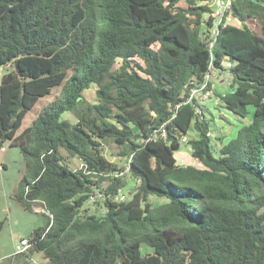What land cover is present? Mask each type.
Masks as SVG:
<instances>
[{
    "label": "trees",
    "instance_id": "obj_1",
    "mask_svg": "<svg viewBox=\"0 0 264 264\" xmlns=\"http://www.w3.org/2000/svg\"><path fill=\"white\" fill-rule=\"evenodd\" d=\"M181 1L0 0V66H12L0 84V148L8 140L24 156L18 202L52 214L27 251L0 264H34L36 253L43 264H264V0H234L215 36L213 0ZM211 61L231 63L232 90L216 94L249 120L218 148L212 119L188 101ZM108 140L140 179L127 200L115 175L126 165L107 157ZM183 144L201 165L178 162ZM97 190L105 211L89 213Z\"/></svg>",
    "mask_w": 264,
    "mask_h": 264
},
{
    "label": "rangeland",
    "instance_id": "obj_2",
    "mask_svg": "<svg viewBox=\"0 0 264 264\" xmlns=\"http://www.w3.org/2000/svg\"><path fill=\"white\" fill-rule=\"evenodd\" d=\"M183 4L184 1L182 0ZM209 5L212 7V1H210ZM208 17V14L205 15ZM231 63L224 62V68H217L212 74L209 76V82L211 84V90H203L201 92H197L195 94V100L199 104V110L202 111L205 109V114L207 118H211V126H212V137L213 142L216 144L218 148L222 143L228 142L232 137L237 134L238 129L245 123H247L248 119L240 120L234 114L228 112L221 104L219 97L216 94V91L220 92H228L232 90V74L226 68L230 66ZM12 69V66H0V84L2 80L3 74ZM96 85L93 84L90 88L85 91V98L88 102H95L97 99L96 95ZM62 90V86H57L53 88V92L41 98L35 106L28 111L25 116V119L18 131L20 133L24 128L29 126L31 122L38 116L42 108L50 101H53L55 98L60 96ZM250 109L253 111L254 107L250 106ZM64 118H69L72 121L77 120V116L74 112H65L63 114ZM197 131L192 129L189 132L188 137H197ZM220 137L222 139L220 140ZM106 146V155L107 157L119 163V165H129V160L126 157H123L119 154L120 147L115 144L113 141H105ZM4 147L7 149L6 155V163L7 166L4 170H0V255L11 250V239L16 242L19 241L20 238L28 236L30 233H27V229L29 226L34 225V223H42V225L46 222L44 221V214L47 213V208L42 202H37L35 204L34 211L26 210L21 203L15 198V194L18 191V182L21 174L25 170V159L18 147H9V141H5ZM191 148L188 144H183L182 147L176 151V157L178 162L183 163H193L197 165H201V163L195 161L191 156ZM73 167H80L81 160L78 158H74L72 160ZM117 173V172H116ZM115 173V175H116ZM124 176L126 177L128 184L123 189V193L126 195L127 199L132 197L134 189L139 185L140 181H136L131 173L127 171ZM106 185L107 182L104 181L102 183ZM15 190V191H14ZM14 191V192H13ZM98 191L95 193L97 194ZM94 199V200H93ZM153 202L160 203L163 202V198L152 197ZM103 199L94 196L89 199V202L85 205V208H88L89 213L99 212L103 213L105 210L103 206H100ZM37 211H42L39 213ZM261 212L264 213V208L261 209ZM28 218L30 221H28ZM15 232H18V236L15 235ZM141 250L143 254L147 252H152L153 248L143 244L141 246ZM34 264H43L45 263V259L42 257L40 253H36L33 256Z\"/></svg>",
    "mask_w": 264,
    "mask_h": 264
},
{
    "label": "built area",
    "instance_id": "obj_3",
    "mask_svg": "<svg viewBox=\"0 0 264 264\" xmlns=\"http://www.w3.org/2000/svg\"><path fill=\"white\" fill-rule=\"evenodd\" d=\"M233 1L234 0H213L212 1V4H213L212 5V9H213L212 10V16L215 17V22H216V27L211 28V32H212V34L214 36L217 33L218 25L220 24V22H222L225 13L227 11H229L230 8L232 7ZM231 18H232V15L229 14L228 17H227V21H230ZM224 24H226V21H225ZM213 44H214V40H211L210 43H209V46L212 47ZM216 69H217V67L211 61L210 69H209V71L207 72V74L205 76V81L202 82L201 84L192 86V88L190 90L191 93H190V96L188 98V101H192L193 102L195 100V94L197 92H201L203 90H211V89L207 88V85H208V82H209V76ZM198 111H199L200 114H202L201 111L199 110V106H198ZM80 167H84V163H83L82 160H81V166ZM127 171L130 172V164L127 166V168H125V170H123L121 172H117L116 176H122ZM134 179L136 181H140L139 178H134ZM94 196L99 197L101 199H105V195L101 191H98L97 194L96 193L92 194L91 197H90V201H91V198H94ZM117 199L123 201V200H127V197H126V195L123 192H120L119 195L117 196ZM47 214L50 217H52V214L50 213L49 210L47 211ZM31 245H32V243H31V241H30V239L28 237H22V238L19 239L18 242H16L14 253H23V252L27 251L31 247Z\"/></svg>",
    "mask_w": 264,
    "mask_h": 264
},
{
    "label": "crops",
    "instance_id": "obj_4",
    "mask_svg": "<svg viewBox=\"0 0 264 264\" xmlns=\"http://www.w3.org/2000/svg\"><path fill=\"white\" fill-rule=\"evenodd\" d=\"M5 143V142H4ZM4 143H3V146H1V148H0V168L2 169V170H4L5 168H6V166H7V163H6V155H7V149L4 147ZM9 143H10V141H9ZM9 147H11L10 145H9ZM191 154V153H190ZM183 164H188V163H183ZM0 169V170H1ZM23 174H24V172L21 174V176H20V178H19V180L21 179V177L23 176ZM15 191V190H14ZM13 191V192H14ZM38 202H40V201H38ZM37 202H35V204H36ZM35 204L33 205V210L32 211H34V210H36L34 207H35ZM28 211H30V210H28ZM37 212H39V213H42V211L40 212V211H37ZM42 214H44V221H46L43 225H45V224H47L48 223V221H49V215L47 214V213H42ZM28 221H30L29 220V218H28ZM42 225V223H34V225H32V226H29V228L27 229V233H31L34 229H36V228H38V227H40V226H43ZM15 235L16 236H18L19 234H18V232H15ZM26 237H28V236H26ZM11 245H12V247H11V250L10 251H8V252H6V253H4V254H2V255H0V260L1 259H3V258H5V257H8V256H10V255H13L14 254V249H15V241L13 240V237H12V239H11Z\"/></svg>",
    "mask_w": 264,
    "mask_h": 264
},
{
    "label": "water",
    "instance_id": "obj_5",
    "mask_svg": "<svg viewBox=\"0 0 264 264\" xmlns=\"http://www.w3.org/2000/svg\"><path fill=\"white\" fill-rule=\"evenodd\" d=\"M1 154V153H0Z\"/></svg>",
    "mask_w": 264,
    "mask_h": 264
}]
</instances>
